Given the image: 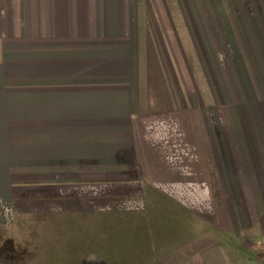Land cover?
Instances as JSON below:
<instances>
[{"label": "crops", "instance_id": "obj_1", "mask_svg": "<svg viewBox=\"0 0 264 264\" xmlns=\"http://www.w3.org/2000/svg\"><path fill=\"white\" fill-rule=\"evenodd\" d=\"M96 194L103 264H264V0H0V222Z\"/></svg>", "mask_w": 264, "mask_h": 264}, {"label": "rangeland", "instance_id": "obj_2", "mask_svg": "<svg viewBox=\"0 0 264 264\" xmlns=\"http://www.w3.org/2000/svg\"><path fill=\"white\" fill-rule=\"evenodd\" d=\"M250 115L247 108H240L245 131L254 127L248 121ZM96 195L94 203L34 201L20 215L2 218L0 264H103L104 228L109 218L118 215L120 201L113 204L117 210L108 211L107 218L103 195Z\"/></svg>", "mask_w": 264, "mask_h": 264}, {"label": "built area", "instance_id": "obj_3", "mask_svg": "<svg viewBox=\"0 0 264 264\" xmlns=\"http://www.w3.org/2000/svg\"><path fill=\"white\" fill-rule=\"evenodd\" d=\"M261 254L264 255V244L260 247Z\"/></svg>", "mask_w": 264, "mask_h": 264}]
</instances>
